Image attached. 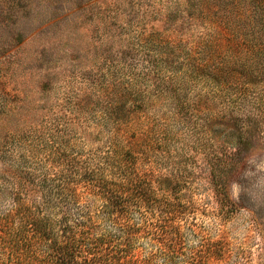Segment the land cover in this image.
Wrapping results in <instances>:
<instances>
[{"label": "rangeland", "instance_id": "obj_1", "mask_svg": "<svg viewBox=\"0 0 264 264\" xmlns=\"http://www.w3.org/2000/svg\"><path fill=\"white\" fill-rule=\"evenodd\" d=\"M242 13L264 4L0 0V177L130 150L183 238L127 259L264 264V20Z\"/></svg>", "mask_w": 264, "mask_h": 264}, {"label": "trees", "instance_id": "obj_2", "mask_svg": "<svg viewBox=\"0 0 264 264\" xmlns=\"http://www.w3.org/2000/svg\"><path fill=\"white\" fill-rule=\"evenodd\" d=\"M224 17L264 20L256 13ZM79 162L65 160L51 178L0 177V264H133L127 257L144 248L167 254L181 247L182 212L158 195L161 178L144 176L133 151L88 167Z\"/></svg>", "mask_w": 264, "mask_h": 264}]
</instances>
